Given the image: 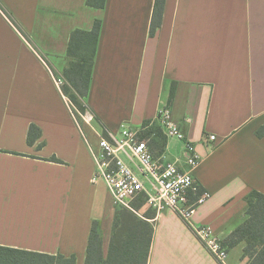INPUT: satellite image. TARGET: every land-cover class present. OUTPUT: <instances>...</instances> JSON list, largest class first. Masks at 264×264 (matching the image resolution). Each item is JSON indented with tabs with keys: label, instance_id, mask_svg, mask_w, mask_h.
Masks as SVG:
<instances>
[{
	"label": "crops",
	"instance_id": "obj_1",
	"mask_svg": "<svg viewBox=\"0 0 264 264\" xmlns=\"http://www.w3.org/2000/svg\"><path fill=\"white\" fill-rule=\"evenodd\" d=\"M85 1L0 0V246L83 264L93 221L108 246L117 206L105 182L92 181L98 123L79 126L55 83L70 33L96 19L91 115L118 135L169 108L184 138L167 137L160 155L184 171V141L193 144V176L211 197L192 221L224 240L243 220L248 192L264 194V0H165L153 36L154 0ZM31 124L41 137L30 145ZM148 220L147 264H220L173 211ZM245 262L241 244L228 248L227 264Z\"/></svg>",
	"mask_w": 264,
	"mask_h": 264
},
{
	"label": "trees",
	"instance_id": "obj_2",
	"mask_svg": "<svg viewBox=\"0 0 264 264\" xmlns=\"http://www.w3.org/2000/svg\"><path fill=\"white\" fill-rule=\"evenodd\" d=\"M85 2L88 6L103 8L106 0ZM164 4L165 0H154L149 26L150 36H153L161 25ZM10 20L18 28L15 22ZM100 28L101 21L96 19L89 30L74 29L69 35L68 62L62 71L64 83L61 91L71 102V113L79 126L83 123V115L87 111L91 113L85 99L91 82ZM92 120L98 123L101 136L108 138V131L100 125L95 115H92ZM142 127L138 137L148 139L152 154L158 157L164 152L167 143L162 127L156 120H145ZM263 132L264 126L259 130V133ZM40 137V128L31 124L27 131V143L31 145ZM51 159L59 162L55 157ZM244 200L246 214L223 242L228 248L241 244L242 257L246 258L245 264H264V194L251 190ZM132 206L134 210L116 207L109 243L105 250L98 223L92 222L83 264H147L153 236V225L148 219L153 218L155 212L150 209L139 212L142 207H146L143 195L138 196ZM0 264H76V256L60 253L52 255L0 246Z\"/></svg>",
	"mask_w": 264,
	"mask_h": 264
},
{
	"label": "built area",
	"instance_id": "obj_3",
	"mask_svg": "<svg viewBox=\"0 0 264 264\" xmlns=\"http://www.w3.org/2000/svg\"><path fill=\"white\" fill-rule=\"evenodd\" d=\"M55 83L61 89L62 79L56 78ZM66 103L71 111L72 104L67 98ZM84 115L88 117L87 121L92 120L88 111ZM156 121L166 137L184 138L169 108H161ZM142 129L124 127L118 135L100 136L97 148L91 147L95 163L92 181L102 179L105 182L117 207L134 210L132 202L143 195L144 205L156 214L164 210L173 211L192 228L194 235L218 263L227 264L228 247L223 240L209 225H195L192 221L196 209L211 197V193L203 189L193 176V170L200 161L193 144L184 141L187 169L179 170L164 155L154 157L148 139L138 137ZM208 140L214 141L215 135L210 134Z\"/></svg>",
	"mask_w": 264,
	"mask_h": 264
},
{
	"label": "rangeland",
	"instance_id": "obj_4",
	"mask_svg": "<svg viewBox=\"0 0 264 264\" xmlns=\"http://www.w3.org/2000/svg\"><path fill=\"white\" fill-rule=\"evenodd\" d=\"M63 83H64V82H63V80H62L61 85H63ZM87 119H88V117L84 115V116H83V119H82V122H84V121L87 120ZM92 121H93V120H92Z\"/></svg>",
	"mask_w": 264,
	"mask_h": 264
}]
</instances>
